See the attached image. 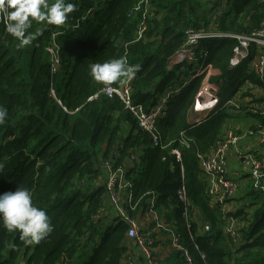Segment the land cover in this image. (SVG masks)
Listing matches in <instances>:
<instances>
[{
  "label": "trees",
  "instance_id": "1",
  "mask_svg": "<svg viewBox=\"0 0 264 264\" xmlns=\"http://www.w3.org/2000/svg\"><path fill=\"white\" fill-rule=\"evenodd\" d=\"M136 1L66 0L76 5L67 21L60 26L34 22L29 31L41 34L24 47L0 21V106L8 112L0 125V194L27 188L34 205L46 211L53 226L39 244L25 245L18 232H8L0 222V264H123L126 225L119 218L110 224L98 218L107 199L106 182L101 181L105 160L126 169L135 199L141 198L137 209L128 212L146 219L155 197V210L182 231L183 243L190 246L177 193L182 186L181 167L171 151L181 147L178 140L185 132L194 140L191 148L181 147L186 181L189 159H195L196 172L203 174L195 150L206 152L215 144L231 119L228 110L235 108L226 104L238 94L243 99L254 97L250 88L246 90L250 84L264 89V80L253 69L261 49L252 47L248 59L233 67L237 39L201 42L206 65L212 64L220 73L211 76L218 88V107L199 125L191 126L188 113L204 78H190L189 66L187 76H176L182 66L169 70L168 63L185 44L188 29L247 36L262 27L264 5L259 0H228L227 5L224 0H150L153 11L146 35L135 41L140 16L131 19L128 14ZM52 41L59 44L63 62L57 77L65 80L63 87L58 86L57 77L54 80L57 98L68 112L50 96L47 47ZM122 57L137 66L132 97L147 111L172 85L184 86L158 121L162 146L153 147L151 137L118 97L87 100L108 87L93 80L90 65ZM199 173V183H186V188L192 206L211 226L210 232L201 233L193 224L208 263L264 264V192L252 189L249 193L250 206H255L252 213L240 208L227 214L224 204L212 203L204 192L206 181ZM229 218L245 224L240 229L241 244H233L223 230ZM192 252L196 264H203L197 250Z\"/></svg>",
  "mask_w": 264,
  "mask_h": 264
},
{
  "label": "built area",
  "instance_id": "2",
  "mask_svg": "<svg viewBox=\"0 0 264 264\" xmlns=\"http://www.w3.org/2000/svg\"><path fill=\"white\" fill-rule=\"evenodd\" d=\"M264 5V0H259ZM228 0H224V5H227ZM152 3L150 0H137L129 12L128 17L133 18L136 15L140 16V24L135 34V41L142 40L148 29V20L152 16ZM2 21V20H0ZM234 38L239 42V46L234 50L231 59L233 67L240 65L243 61L248 59L252 47H259L261 54L256 59L253 69L257 76L264 80V22L262 27L253 33L245 36L233 33H223L216 29L209 31H197L193 28L185 32V44L171 56L168 63L169 70L175 66H189L191 67L190 78L203 76L201 87L195 95V100L189 110L188 116L191 126L199 125L205 122L210 114L218 107L219 97L218 88L211 82V76L215 75L216 70L213 65H206L207 54L199 48L201 42L209 39H223ZM58 43L52 41L47 47L50 63V96L59 102L63 103L57 98L55 88V78L62 69V57ZM133 79V78H132ZM125 80L119 86L105 87L87 100L89 102L95 101L100 96L105 95L109 99L118 97L124 104L125 109L128 110L132 117L136 120L139 128L151 137L153 147L162 146V136L158 130V121L163 115L168 102L173 96L178 95L184 86L172 85L166 93L161 97L159 103L151 110L147 111L142 104H136L133 99V80ZM264 82V81H263ZM254 95V94H253ZM255 99V101H254ZM260 99V101H258ZM263 99V100H262ZM227 106H234L237 110L244 109L251 111L264 119V96L254 95L248 99H243L240 94L235 98L230 99ZM64 110L68 112L67 108L63 106ZM192 115H200L193 117ZM243 134L238 132L233 126L225 127L219 134L218 139L211 149L202 152L199 149L195 150L197 164L200 171L205 175L206 194L211 198L212 203L225 204L228 199H231L237 192L238 183L230 177L229 160L231 152L237 153L243 169L250 173V177L254 180V190L264 192V158L248 152H241L239 145L243 139ZM258 145H264V131L258 133L256 137ZM178 143L181 147L186 149L191 148L194 140L188 137L185 132L180 133ZM181 147H174L171 155L175 156L176 162L180 164L182 174V186L177 191L178 200L183 207L184 219L186 223V231L190 246L183 243L184 235L182 231L174 226H171L161 214L155 210V197L151 199L148 210L147 220L150 226L145 229L142 225L140 217H133L128 211H135L139 205L141 198L135 199L133 194V184L128 180L126 169L124 167L115 168L114 164L105 160L102 163V168L107 170L108 179L106 185V195L111 205L115 209L116 218L120 219L126 225L127 239L135 242L139 251H141L145 264H161L156 258L154 247L156 244L155 233H166L169 237L171 248L176 253L180 254L183 264H196L192 249L197 250L199 257L203 264L208 263L207 254L200 250L196 242V232L193 229V224H196L198 231L201 233L210 232V224L204 221L201 213L188 197L186 188V174L184 168V155ZM133 157V160H136ZM224 211V206H223ZM226 212V211H225ZM98 218H102V210ZM244 222L229 218L223 228L225 234L232 240L233 244H241L242 231Z\"/></svg>",
  "mask_w": 264,
  "mask_h": 264
},
{
  "label": "clouds",
  "instance_id": "3",
  "mask_svg": "<svg viewBox=\"0 0 264 264\" xmlns=\"http://www.w3.org/2000/svg\"><path fill=\"white\" fill-rule=\"evenodd\" d=\"M75 9L76 5L66 0H55L54 3L48 0H0V20L6 33L19 41L18 46L24 47L41 34L29 31L34 22L60 26ZM136 71L137 66L129 65L123 57L90 65V76L104 86L131 80ZM7 116V109L0 106V125L5 123ZM0 222L8 232H18L25 245L39 244L53 231L50 217L34 205L31 191L24 187L0 194Z\"/></svg>",
  "mask_w": 264,
  "mask_h": 264
},
{
  "label": "crops",
  "instance_id": "4",
  "mask_svg": "<svg viewBox=\"0 0 264 264\" xmlns=\"http://www.w3.org/2000/svg\"><path fill=\"white\" fill-rule=\"evenodd\" d=\"M217 75L220 73L218 70L215 72ZM251 89L252 95L264 96V89L258 85L250 84L246 86V90ZM251 111L244 109L237 110L236 108H230L228 114L231 115L230 121L225 124V126L233 125L234 128L243 134V139L240 142L239 149L241 152L255 153L264 158V145H258L256 137L259 132L264 131V119L260 116H256ZM197 117L200 115H192ZM203 118V116H200ZM224 126V127H225ZM140 151L137 152V155ZM242 164L240 159L235 152H231V157L229 160V171L230 177L233 178L238 183V189L236 194L224 204V211L226 213H233L236 210L248 209L249 213L251 210L250 205H252V198L249 195L251 190H254V180L250 177V173L245 169H242ZM101 181L105 183L108 179L107 170L103 169ZM201 178L204 180L205 175L201 174ZM104 218L106 224H110L115 221L116 214L115 209L111 205L108 198L106 199V204L102 209V219ZM142 225L145 229L150 226V222L146 219L140 218ZM205 219V218H204ZM206 221V220H205ZM156 244L154 247L156 258L161 264H183L181 257L172 250L169 237L166 233H155ZM127 254L123 264H145L141 251L137 248L136 244L132 240L127 242Z\"/></svg>",
  "mask_w": 264,
  "mask_h": 264
},
{
  "label": "rangeland",
  "instance_id": "5",
  "mask_svg": "<svg viewBox=\"0 0 264 264\" xmlns=\"http://www.w3.org/2000/svg\"><path fill=\"white\" fill-rule=\"evenodd\" d=\"M187 72H188V69L187 67L185 66H182L180 70H176V76L179 75V74H182V75H185L187 76ZM58 84V86H61L63 87L64 84H65V80L63 79L62 76L60 77H57V79L55 80ZM230 120H228L226 122V124L229 122ZM233 125H230V126H225V127H231ZM224 127V128H225ZM234 127V126H233ZM241 170L243 169V167H240ZM199 173V171H198ZM198 173L196 172V162H195V159H189L188 162H187V185L190 186L191 184H198L199 183V176H198ZM201 173H199L200 175ZM252 202V201H251ZM255 206H252V208H250L251 210L254 209ZM89 254V257L92 255V250L88 252ZM182 260V259H181Z\"/></svg>",
  "mask_w": 264,
  "mask_h": 264
},
{
  "label": "bare ground",
  "instance_id": "6",
  "mask_svg": "<svg viewBox=\"0 0 264 264\" xmlns=\"http://www.w3.org/2000/svg\"><path fill=\"white\" fill-rule=\"evenodd\" d=\"M239 187V186H238Z\"/></svg>",
  "mask_w": 264,
  "mask_h": 264
}]
</instances>
